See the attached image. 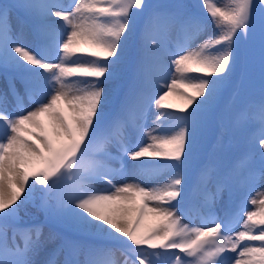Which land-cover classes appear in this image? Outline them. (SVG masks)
<instances>
[{
    "label": "rangeland",
    "instance_id": "374dc122",
    "mask_svg": "<svg viewBox=\"0 0 264 264\" xmlns=\"http://www.w3.org/2000/svg\"><path fill=\"white\" fill-rule=\"evenodd\" d=\"M39 1L0 0V69L15 71L12 60L25 67L16 73L0 71V115L11 117L24 101L32 103L37 123L47 129L49 101L61 123L70 124L76 115L71 105L90 104L74 129L61 124V135L54 136L51 127L50 141L14 122L13 134L24 135L20 148L35 142L32 148L40 159L25 174L35 177L29 194L19 196L10 168L16 163L25 168L27 153L10 156L5 164L0 148V264H43L46 258L72 264L67 247L74 264H86L88 257L107 264L112 255L126 264H222L227 254L235 255L245 230H233L240 218L249 217L246 226L264 224V108H259L264 106V0H236L235 10L232 0H188L194 11L187 0H101V16L95 11L87 19L97 30L88 40L66 31V7L40 10L35 8ZM251 3L256 6L249 9ZM33 11L44 19L34 22L39 30L19 31L29 25L20 14ZM54 12H59L56 20H48ZM178 24L185 42L177 45L176 54H161L154 47L164 43L159 34H176ZM227 32L233 37L237 33L229 57L221 54ZM67 35L72 48L61 43ZM6 37L12 38L17 54L3 55ZM113 38L122 41L115 55ZM56 46L69 57L75 55L64 70L81 78L69 80L70 90L64 92L37 67L43 54L55 59ZM159 61L179 65L184 72L177 81L185 91H179L182 97L160 84ZM77 88L78 98L70 104L68 97ZM3 127L8 124H0V137ZM117 155L124 159L122 169L115 166ZM74 176L140 204L153 198L169 207L145 223L137 214L134 226L116 235L99 229L87 233L97 210L90 205L88 189L66 185ZM222 208L228 209L225 216ZM14 225L29 233L25 244H17L10 229ZM261 252L263 260L248 264H264ZM233 259L228 257L226 264Z\"/></svg>",
    "mask_w": 264,
    "mask_h": 264
},
{
    "label": "bare ground",
    "instance_id": "6f19581e",
    "mask_svg": "<svg viewBox=\"0 0 264 264\" xmlns=\"http://www.w3.org/2000/svg\"><path fill=\"white\" fill-rule=\"evenodd\" d=\"M69 2H67V4L65 3V5L61 2V0H40L39 1V5H36L35 8H40V10H45L46 9H51L53 8L54 10L57 9H61L66 7L67 10L64 11L65 16H66V20H64V25H65V29L68 33L70 34H79V36H82V38L85 39H92L93 36L95 35V32H97V30H92L91 29V21L88 22L87 19L90 20L91 16H93V13L95 11L99 12L98 16H101V14L103 13V10L105 9L102 6H99L98 4L101 2V0H68ZM254 5V4H253ZM64 6V7H63ZM65 8V9H66ZM64 10V9H63ZM250 11V10H249ZM2 12H4L3 10H0V16L4 15ZM63 12V11H62ZM59 12H54V13H49V15H51L50 21H55L57 18ZM36 15H42L41 13L39 14H35V11H33L31 14H26V13H22L20 14V16H24L22 18L24 19H28L29 21V25L25 24L23 26H19L18 30L24 33H27L29 30L28 28L31 27V31L32 29H37L35 27L34 22L35 21H44L43 17L40 16H36ZM44 15V14H43ZM45 16V15H44ZM37 23V22H36ZM15 27H17V25H15ZM39 29H37L38 31ZM42 30V29H41ZM122 34V31H121ZM120 34V35H121ZM158 37H161L162 39H164V43L161 44H156L154 47L162 54V53H175L177 51V48L180 43L185 42L187 36L184 34H174V35H168L167 37L162 36V34ZM167 38V39H166ZM121 38H113L112 39V48L113 49V53L114 55L116 54L117 50H120V46L122 44V41L120 40ZM62 44L67 45L70 44V47L72 48V42L69 41V36L67 35V38L65 37L63 42H61ZM6 49L4 50V54L3 55H13L16 53V48H14V44L12 41V38H7L6 37ZM57 48L56 51L57 53L55 54V59L50 58V54L46 53L43 54L41 59H40V65L37 67H40L43 71L42 74H46L49 77V80L51 79V82L54 84V87L56 90L64 92L66 90H70V85L68 83V81L72 80V81H77V80H81V78L78 77H74L72 72H68L64 70V65L66 63H69L70 61L73 60V58L75 57V55H72L71 57L68 56V53L66 52H62L59 50V46H56ZM65 48V47H64ZM66 49V48H65ZM64 49V51H65ZM77 51V50H76ZM188 50L185 49L183 50V53L181 52V54H179V58H183L184 55L186 54ZM75 52V51H73ZM97 53H100V50L97 51ZM17 54V53H16ZM102 54V53H100ZM16 56V55H14ZM104 57H106L105 55H103ZM20 61H11L10 64H12L15 71H18L19 69H23L25 67H22L21 65L23 64ZM9 64V65H10ZM158 66L163 68V73H162V83L160 84H164V86H170V91H172L173 96H179L182 97V94L179 91H184V89L182 88V86L177 83L178 79L183 78V74L184 72L181 70V68H179L177 65L176 66H172L170 63H163L161 61L156 63ZM1 73H5L6 71L10 73L9 70L3 69L1 70ZM5 71V72H4ZM47 72L49 73V76L47 74ZM12 73V72H11ZM95 75H99V77L103 78V74H97L95 73ZM106 77H104L105 79ZM76 84V82H74ZM78 84V83H77ZM74 86V85H73ZM78 92H80V90L77 88L72 95H70L69 98V103L71 104L72 101L77 100L78 98ZM185 92V91H184ZM81 102V101H80ZM77 106H73L71 105V108L73 109V112L75 115V118L71 121V124L67 121L63 123H61L60 117H59V113H58V109L56 107H54L55 105H53V103H51L50 101L47 103V111H48V117L50 120V125H47V129L43 128L42 126H39V124L37 123L38 120V112L36 110V108L33 106L32 103H27V102H23L22 104H20L19 106H21L19 113H13V116L9 117L10 114L8 116L7 113L6 114H1L0 115V124L2 123L3 125L8 124V127H3V129L5 130L0 137V148L4 149L5 151V156H4V160L3 162L5 164H7L8 162V158L11 157H15L16 158H20L24 153H27L24 161L26 162V165L24 163L25 168L23 169H19L18 168V163L14 164L10 170L12 171V177L14 178L13 180L15 181V184L18 188L17 190V194H19L20 196V192L23 193H28L29 189H31L30 187H32L33 182H34V178L32 176V178H26L25 174L27 171L32 170V172L36 169V167L39 165L38 160L40 159L38 152L32 148L35 146V142H31L32 147H23L24 149H21L20 147L24 145L23 142V138L24 135L16 132L15 134H13L14 132V122L18 121L22 122V124L25 125V132L26 133H30V132H34L35 134H40L42 140H47L50 141L52 137H50L51 135V127H52V132H54V136H60L61 135V131L58 132L59 129L63 127H68L69 129H74V123H77L78 120H80L82 117L85 116L86 112L89 110V101L84 102V103H80ZM76 108V109H75ZM261 115V114H260ZM261 117L263 118L264 121V115H261ZM62 124V125H61ZM79 124V122H78ZM23 125V126H24ZM79 126V125H78ZM62 137V136H61ZM34 145V146H33ZM24 150V151H22ZM12 152V153H11ZM93 156V155H92ZM95 156V155H94ZM106 165H108L109 168L112 167L111 162L109 159H106ZM3 164V163H2ZM120 169V168H119ZM119 169L114 170L113 167L111 170L115 171V173L119 174ZM110 170V171H111ZM109 171V170H108ZM112 172V171H111ZM4 177V174H3ZM3 185V188L7 190L6 185ZM67 186H79L80 188H84V190L89 191V194L91 195V200H90V205L95 208L97 210V214L94 217L95 221L93 223V225L90 226V230L87 231V233H93V231H98L101 230L102 232H105L108 236V234H113L116 235L117 232H120L122 228L126 227L125 229L122 230H126L127 228L130 229L131 225L134 223L133 218H136V215H141V219L139 222L143 221L145 222H149L154 220L156 214L160 213V209L164 208V206L169 207L167 205V202L164 201H158L157 199H146L145 203H139L137 201L132 200L130 197L127 196H121L119 194H115L112 190H106L103 191L102 188L103 186H101V183L98 184L96 187H92L89 186V183L86 182L85 179H83L82 177H71L67 179ZM89 186V188L87 187ZM77 188V187H76ZM75 190V189H74ZM77 190V189H76ZM31 191V190H30ZM209 193V191H208ZM207 193V194H208ZM24 194V193H23ZM26 195V194H25ZM7 197V196H6ZM3 204H5V202H3ZM89 206V204H87ZM207 206V205H206ZM165 209V208H164ZM166 210V209H165ZM228 209L225 210V208H222V210L220 212H222L221 215H224L227 213ZM264 211V210H263ZM94 214V213H93ZM214 214V213H213ZM92 216V214H91ZM249 217H246L243 215V217L240 218V222H238L237 226L233 229L234 231H241L242 232V228H245L244 230V236L241 238L240 242L237 246V248L235 249V255L234 252H232V254H227L226 258L222 261V264H226V260H228V257H234L235 259L232 260L231 264H239V262H241V264H248L249 260H251L253 262V260H255V262H258L262 256V252L261 250L264 249V224H257V225H253V226H246L247 224H249L251 221L248 219ZM99 220H101V222L98 225ZM239 221V220H238ZM134 226V225H132ZM239 227V228H238ZM123 231V232H124ZM87 233L85 232L84 234L87 235ZM121 233V232H120ZM233 233V232H232ZM89 236V235H88ZM106 237V236H105ZM117 255H112L111 258H109V261L107 262V264H126L127 261L122 262ZM238 258H240L238 260ZM238 260V261H237ZM263 260V259H262ZM226 261V262H225ZM237 261V262H236ZM46 264V263H44ZM47 264H52V262H47Z\"/></svg>",
    "mask_w": 264,
    "mask_h": 264
},
{
    "label": "trees",
    "instance_id": "16d2710c",
    "mask_svg": "<svg viewBox=\"0 0 264 264\" xmlns=\"http://www.w3.org/2000/svg\"><path fill=\"white\" fill-rule=\"evenodd\" d=\"M232 1H233V3H232V7H233L232 10L233 9L235 10L237 8V1L236 0H232ZM187 4L189 5V3H187ZM227 34H229V33L227 32ZM225 41H228V42H223V40L221 41L222 44L224 43V45H222L221 54L224 53V54L227 55L228 52L230 53L232 51V49H233V47L235 45L234 44L235 43V36L233 37L232 36V33H231V34L227 35V39ZM229 53H228V57L230 55Z\"/></svg>",
    "mask_w": 264,
    "mask_h": 264
}]
</instances>
